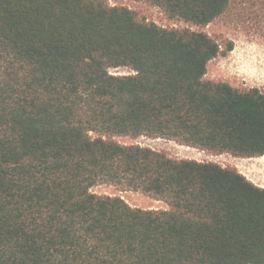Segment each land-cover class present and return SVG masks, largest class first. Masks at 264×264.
Listing matches in <instances>:
<instances>
[{
    "label": "trees",
    "instance_id": "obj_1",
    "mask_svg": "<svg viewBox=\"0 0 264 264\" xmlns=\"http://www.w3.org/2000/svg\"><path fill=\"white\" fill-rule=\"evenodd\" d=\"M136 1L197 27L264 19V0ZM232 49L108 0H0V264H264V187L115 139L262 156L264 92L204 78Z\"/></svg>",
    "mask_w": 264,
    "mask_h": 264
},
{
    "label": "rangeland",
    "instance_id": "obj_2",
    "mask_svg": "<svg viewBox=\"0 0 264 264\" xmlns=\"http://www.w3.org/2000/svg\"><path fill=\"white\" fill-rule=\"evenodd\" d=\"M109 5L125 6L133 10L138 18L152 21L163 27L202 30L212 38L233 40V49L218 55L207 64L205 79L227 82L240 90L257 87L264 92V19H240L234 15H222L204 27H197L178 20H169L156 6L136 0H108ZM244 20V21H243ZM111 73H130L128 68L110 69ZM123 144L136 143L165 153L171 158H187L215 162L223 167H232L253 183L264 187V154L259 157L241 158L227 153L212 154L199 149L179 145L162 138L140 136L136 139L116 137ZM96 194L119 195L129 205L142 209H165L167 205L136 191H119L106 184L95 185Z\"/></svg>",
    "mask_w": 264,
    "mask_h": 264
}]
</instances>
